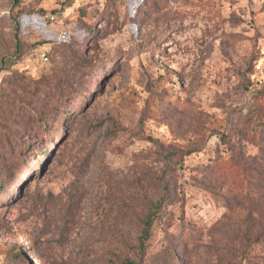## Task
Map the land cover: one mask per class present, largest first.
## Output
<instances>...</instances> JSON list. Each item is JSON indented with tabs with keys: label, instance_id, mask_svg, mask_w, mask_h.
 <instances>
[{
	"label": "rangeland",
	"instance_id": "1",
	"mask_svg": "<svg viewBox=\"0 0 264 264\" xmlns=\"http://www.w3.org/2000/svg\"><path fill=\"white\" fill-rule=\"evenodd\" d=\"M126 260L264 264V0H0V264Z\"/></svg>",
	"mask_w": 264,
	"mask_h": 264
},
{
	"label": "trees",
	"instance_id": "2",
	"mask_svg": "<svg viewBox=\"0 0 264 264\" xmlns=\"http://www.w3.org/2000/svg\"><path fill=\"white\" fill-rule=\"evenodd\" d=\"M15 2H17V0H15ZM47 57H48V55H47ZM160 203H161V199H159V201L156 202L154 208H152V210L145 217V226H144V228L141 232V235H140V246H141V248L144 246V243L150 237V227L154 223V220H155V217L157 215V211H158V207H159ZM124 264H137V263L134 261H131V260H126L124 262Z\"/></svg>",
	"mask_w": 264,
	"mask_h": 264
},
{
	"label": "built area",
	"instance_id": "3",
	"mask_svg": "<svg viewBox=\"0 0 264 264\" xmlns=\"http://www.w3.org/2000/svg\"><path fill=\"white\" fill-rule=\"evenodd\" d=\"M63 1L64 0H59V3L63 2ZM58 8H59V10L55 11L54 13L53 12H49V13H47L45 15V17L47 19L51 20V21H55L58 18L59 14L61 13L60 6ZM38 56H39V59L42 60L43 62H46L48 60L46 52H40L38 54ZM257 69H258V71H261L260 70L261 69L260 65L257 66Z\"/></svg>",
	"mask_w": 264,
	"mask_h": 264
}]
</instances>
